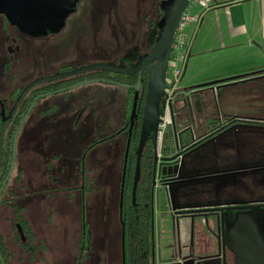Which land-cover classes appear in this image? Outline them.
<instances>
[{"label": "flooded vegetation", "instance_id": "af4514ba", "mask_svg": "<svg viewBox=\"0 0 264 264\" xmlns=\"http://www.w3.org/2000/svg\"><path fill=\"white\" fill-rule=\"evenodd\" d=\"M165 2L166 0H142L141 6L146 9L132 11L124 0H99L98 9L92 8L93 0H76L62 25L54 31L44 33L41 31L42 23L33 28L31 33H25L18 19L4 7L0 11V81H5V86L2 85L5 92L0 95V124L1 107L6 117L22 89L38 80H29L17 89L13 86L25 78L28 69L32 67V62L23 56L22 43V48L16 45L20 42L19 36L32 39L57 37L65 28L68 36L63 40L64 43H82L86 38L84 28L87 27L82 24L96 14L101 17L100 29L110 32L108 40L114 44L113 48L120 50L124 47L122 59L125 63L117 67L128 70L140 65L155 44L160 32L159 23L164 16L161 4ZM10 32L15 34L11 38ZM130 33H134V42L129 41ZM90 35L97 36V29L90 28ZM105 38L103 35L102 39ZM94 40L100 42L97 37ZM114 52L115 58H120L121 53ZM79 55L81 58L83 54ZM155 63L156 61H147L138 71L130 74L94 70L72 73L88 66L66 65L60 71L43 77L56 76V79L37 84L26 91L6 123L0 142V264L86 262L90 252V231L84 218V194L90 190L91 173L105 169L102 160L94 159V165L91 166L90 151L113 143L119 136L122 137V141L117 144L122 158L119 264H233L229 234L237 221L244 218L255 223L264 242L256 219L246 213L251 209L264 208V201L261 199L234 201L226 207L209 205L174 208L175 198L180 199L175 189L184 182L228 177L229 183H235V189L243 187L264 190V119L220 122L209 118L202 125L193 127L176 130L170 126V134L175 136L172 139L164 138L157 145L158 138L163 135L161 126L166 89L164 82L157 110V118L161 123L155 130L148 129L146 136L142 137L137 155L142 134L144 100L151 74L148 70ZM19 73L21 77L17 78ZM67 73L72 74L59 77ZM261 76L264 77V73ZM8 79H12L13 83ZM93 82L113 84L126 90L128 107L120 127L103 136L102 124L94 125L93 139L84 144L82 137H75L82 133L88 139L89 126L80 119L81 112H75L69 94L76 87ZM11 87L12 91L8 90ZM179 95L180 93L175 96L169 106L168 125L171 124L172 105L178 101ZM160 104L163 107L161 115ZM133 106L134 116L130 120ZM242 125L254 129L252 131H260L259 141L255 142L251 138L240 143L239 133L234 128ZM21 131L25 134L23 151L17 154L16 135ZM10 133H13L11 137ZM172 140L173 144L169 142ZM164 141L168 143L165 154L162 153ZM250 148L257 150L258 159L261 161L248 159ZM227 152L238 160L230 165L233 168L222 167L224 169L218 170L219 164L216 163L210 168L197 169L194 174H182L181 167L190 154L205 158L217 157L221 153L226 156ZM173 156H176L175 159L168 161ZM135 170L137 180L134 190L131 187L134 199L131 237L135 246L129 254V226L128 222L122 221L121 203L123 176L125 173L134 175ZM170 193L172 198L175 196L174 199ZM160 194L166 203L164 205L168 217L165 219H159L155 209V198ZM74 200L78 203L76 211ZM239 205L251 208L232 210V216L224 217L223 211L226 208ZM219 209L223 211L220 213ZM191 210L196 212L187 213ZM161 224L162 227L159 228Z\"/></svg>", "mask_w": 264, "mask_h": 264}, {"label": "rangeland", "instance_id": "374dc122", "mask_svg": "<svg viewBox=\"0 0 264 264\" xmlns=\"http://www.w3.org/2000/svg\"><path fill=\"white\" fill-rule=\"evenodd\" d=\"M126 6L132 11H141L142 0H124ZM100 7L99 0H93V7L98 9ZM152 11V10H151ZM150 11V12H151ZM1 19V18H0ZM90 26H88V24ZM101 17L94 14L92 18H89L83 26L85 27L86 38L82 43H64L63 40L68 36L65 32V28L60 34L50 36L44 39H32L25 36H19L20 42L16 45L21 47L23 45V56L27 61L32 62V67L28 69V74L25 78L20 79L14 88L24 85L29 80H35L50 76L53 73L60 71L63 66L70 65L72 67L77 66H90V65H123L125 60L122 59L124 53V47L114 49L108 37V30L103 31L100 29ZM67 26V23L65 24ZM97 29V36L92 37L90 35V28ZM15 35L10 32V38ZM106 36L103 40L102 36ZM100 39L94 40L95 38ZM129 41L134 42V33H130ZM113 48V49H112ZM120 54V58H115V52ZM82 53L80 58L79 54ZM19 73L17 78H20ZM9 82L13 83L12 79H8ZM182 82H180L181 85ZM5 81H0V95L4 94ZM12 87L8 90H11ZM225 92H222V94ZM227 93V92H226ZM229 97L222 99V96L217 97L214 101V96L211 97L209 92H204L202 98L205 99V105H207L206 112L221 111L222 113H228L231 115H239L251 119H264V83L262 81L252 82L249 89L240 90L233 88L228 91ZM128 94L126 90L122 89L113 84L93 82L80 87H76L69 94V98L72 100V106L76 113L81 112L80 119L85 121V124L89 126V138L87 136L78 135L76 138H81L84 144L93 139V126L101 125L103 128L102 135L106 136L115 131L116 128L120 127L123 123L125 111L128 107L127 100ZM179 98V96L177 97ZM201 99L200 96H192L189 101L192 104H198ZM176 107L184 109L187 112L186 102L176 103ZM219 108V109H218ZM163 112V107L160 104L159 114ZM74 113V115L76 114ZM182 119L184 117L181 116ZM209 117V118H210ZM215 118L216 116H212ZM180 123L179 120L177 124ZM171 124H166L165 129L162 130V137L157 140V145L160 140L164 138H170L172 134ZM193 127V126H192ZM239 134V142L248 141L254 139L255 142L259 141L260 131H252L243 125L234 128ZM24 132H19L16 135L17 154L23 151V137ZM15 139V138H14ZM122 141V137H117L113 143L104 144L100 148H95L90 151V163L94 165V159L102 160L105 169L101 172L91 173L90 175V190L84 194L85 202V220L89 224L90 231V252L89 258L86 259L84 264H119L121 256V230H120V219H119V203H120V181H121V151L117 144ZM162 142V141H160ZM167 145L164 141L162 153L165 154L167 151ZM157 147V146H156ZM248 159H258L259 153L256 149L250 148L248 150ZM229 155L228 157H226ZM227 155L219 154L217 157H205L201 158L199 155H188L186 162L181 167L182 174H194L195 170L201 168H210L216 163L219 165H233L238 162L237 158L233 157L230 152ZM261 161V160H260ZM99 162H97V165ZM247 163V162H246ZM96 165V166H97ZM98 167V166H97ZM185 172V173H184ZM203 172V171H202ZM200 172V173H202ZM126 182H128V189L130 183V189L132 187L131 173L126 174ZM162 179V176H161ZM235 183L228 182V177L218 178L209 181H189L184 182L175 189L176 193H179L180 199H176L174 208L180 207H198V206H209L219 205L221 207L230 206V203L237 202H249L254 199L264 201V190H253L252 188L239 189L233 187ZM128 197L129 191L126 192ZM172 198V199H174ZM156 201V213L159 219H165L168 217L166 214L167 208L164 205L161 196L155 198ZM173 201V200H172ZM73 206L76 211L77 201H73ZM166 204V203H165ZM173 204V205H174ZM248 215L254 217L257 221V225L260 228L262 236L264 238V208H255L246 212ZM224 217L232 216V210H224ZM75 216V215H74ZM77 221V218H76ZM163 224V223H162ZM162 224L159 228L162 227ZM167 225V224H166ZM74 256V254H73ZM83 264V263H82ZM211 264V263H210ZM214 264V263H213Z\"/></svg>", "mask_w": 264, "mask_h": 264}, {"label": "crops", "instance_id": "0c3cea01", "mask_svg": "<svg viewBox=\"0 0 264 264\" xmlns=\"http://www.w3.org/2000/svg\"><path fill=\"white\" fill-rule=\"evenodd\" d=\"M190 13L194 22L188 32L195 28L196 32L182 75L180 95L171 108V127L176 130L202 125L209 119L210 113L206 112L207 105L202 98L204 92H209L211 102L212 95L214 101L220 96L227 99L228 91L233 88L247 90L252 82L264 83L261 76L264 73V0H200L191 7ZM252 74L255 75L250 78ZM192 96L201 97L198 104L189 101ZM179 102H186L187 112L176 107ZM214 115L220 122L249 119L222 113L217 108L211 117ZM169 142L173 144V140ZM222 167L234 166L218 165L217 169Z\"/></svg>", "mask_w": 264, "mask_h": 264}, {"label": "water", "instance_id": "95a60500", "mask_svg": "<svg viewBox=\"0 0 264 264\" xmlns=\"http://www.w3.org/2000/svg\"><path fill=\"white\" fill-rule=\"evenodd\" d=\"M75 2L76 0H0V11H2L4 7L8 8L18 19L25 33H31L33 31V28H35L39 23L43 24V28L41 29V31L42 33H44L45 31L50 32L58 29L62 25L63 19L71 11ZM188 3L189 0H166L165 3L161 4V8L164 11V16L159 23L160 32L158 38L148 54L141 61L140 65L128 70L123 67L117 66L91 65L87 68L72 72L78 73L84 70H94L114 74H130L138 71L141 65H144L147 61H156L154 66L148 70L149 72H151V74L149 76L147 93L144 100L141 124L142 134L140 136L137 155L139 153L138 151L140 149V143L143 140L142 137L144 135L146 136L148 129L155 130L157 125H160L161 123V121L157 118V110L159 100L164 89V74L166 70V63L170 54L177 24L182 13L188 6ZM72 73H67L59 77H64ZM54 79H56V76L42 78L33 81L25 86L15 99L6 117H4V113L1 107L0 142L6 123L11 118L16 105L19 103L26 91L37 84L49 82ZM135 88H137V85L135 86ZM133 116L134 106L132 107L129 119L131 120ZM175 157L176 156L169 158L168 161H173ZM136 180L137 171L135 170L133 175L132 190H134ZM250 208L251 206L239 205L235 207L231 206L226 209L241 211L248 210ZM218 211L221 213L223 209H219ZM195 212L196 211L191 210L187 213ZM229 244L230 252L233 255V264H264V242L259 234L257 226L251 219L244 218L241 221H237L233 229L230 231Z\"/></svg>", "mask_w": 264, "mask_h": 264}, {"label": "built area", "instance_id": "2783aa9c", "mask_svg": "<svg viewBox=\"0 0 264 264\" xmlns=\"http://www.w3.org/2000/svg\"><path fill=\"white\" fill-rule=\"evenodd\" d=\"M199 1L200 0H189L188 6L182 13L174 34L164 76L166 89L164 90V114L161 128L168 124L169 106L175 96L180 93V82L182 80L185 65L190 54L191 44L195 38L196 32V28L191 33L188 32L190 25L194 22L190 9ZM198 23L199 21L197 20V24Z\"/></svg>", "mask_w": 264, "mask_h": 264}, {"label": "trees", "instance_id": "16d2710c", "mask_svg": "<svg viewBox=\"0 0 264 264\" xmlns=\"http://www.w3.org/2000/svg\"><path fill=\"white\" fill-rule=\"evenodd\" d=\"M12 134L13 133H10V137L12 136ZM126 174L127 173H125L123 176V193H122L121 213H122L123 223L128 222V226H129V232H128L129 237H128L127 242H128V252L130 254L131 252H133L132 249H134V246H135L134 241L131 237V233L133 235V230L131 231V226H132L131 225V215H132V217H134L133 212H132V209H133L132 208V200H134V199L132 197L133 194L131 193V189H130L131 185L129 183V189H128V182L125 181L126 176H127ZM127 191H129L128 197L126 196ZM143 231H146V230H142V232Z\"/></svg>", "mask_w": 264, "mask_h": 264}]
</instances>
